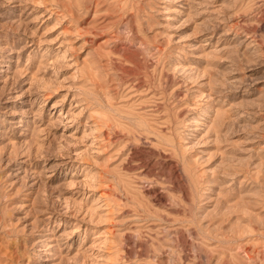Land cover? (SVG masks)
I'll use <instances>...</instances> for the list:
<instances>
[{"label":"rangeland","instance_id":"1","mask_svg":"<svg viewBox=\"0 0 264 264\" xmlns=\"http://www.w3.org/2000/svg\"><path fill=\"white\" fill-rule=\"evenodd\" d=\"M0 264H264V0H0Z\"/></svg>","mask_w":264,"mask_h":264}]
</instances>
